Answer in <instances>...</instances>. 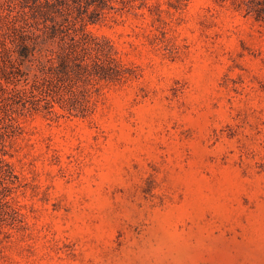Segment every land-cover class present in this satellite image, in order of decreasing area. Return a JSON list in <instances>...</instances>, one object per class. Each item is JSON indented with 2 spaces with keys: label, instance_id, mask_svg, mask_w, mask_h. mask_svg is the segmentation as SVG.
Listing matches in <instances>:
<instances>
[{
  "label": "rangeland",
  "instance_id": "1",
  "mask_svg": "<svg viewBox=\"0 0 264 264\" xmlns=\"http://www.w3.org/2000/svg\"><path fill=\"white\" fill-rule=\"evenodd\" d=\"M104 11L109 77L0 109V264H264V21L236 0Z\"/></svg>",
  "mask_w": 264,
  "mask_h": 264
},
{
  "label": "trees",
  "instance_id": "2",
  "mask_svg": "<svg viewBox=\"0 0 264 264\" xmlns=\"http://www.w3.org/2000/svg\"><path fill=\"white\" fill-rule=\"evenodd\" d=\"M112 1L0 0V109L5 114L38 109L54 112L49 96L59 93V83L81 76L87 81L112 74L114 59L108 60L102 43H90L98 36L89 28V24L107 19L104 8ZM236 2L246 14L264 21V0ZM55 38L59 41L56 51L46 47ZM42 47L55 54L58 65L52 62L45 70L42 53H36ZM103 54L106 59L102 58ZM32 59L37 60L41 75L37 73L32 87L28 88L20 76L27 73L24 68H30L27 62ZM74 59L80 60L76 63L78 68L69 70Z\"/></svg>",
  "mask_w": 264,
  "mask_h": 264
}]
</instances>
